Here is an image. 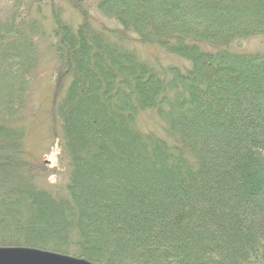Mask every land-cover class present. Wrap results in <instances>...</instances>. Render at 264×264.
<instances>
[{
  "label": "trees",
  "instance_id": "1",
  "mask_svg": "<svg viewBox=\"0 0 264 264\" xmlns=\"http://www.w3.org/2000/svg\"><path fill=\"white\" fill-rule=\"evenodd\" d=\"M84 1L0 7V249L93 264H264V52L232 49L264 35V0H94L114 29L93 24ZM132 35L187 65L147 62ZM49 36L67 159L57 194L25 151ZM148 111L164 138L138 128Z\"/></svg>",
  "mask_w": 264,
  "mask_h": 264
},
{
  "label": "rangeland",
  "instance_id": "2",
  "mask_svg": "<svg viewBox=\"0 0 264 264\" xmlns=\"http://www.w3.org/2000/svg\"><path fill=\"white\" fill-rule=\"evenodd\" d=\"M83 5L86 6L89 17L96 26L110 29L117 27L116 22L106 19L97 12L94 0H85ZM62 6L64 16L70 22H77L80 19L78 13L66 3ZM0 7H5L4 0H0ZM41 11L45 23L50 25V6L41 5ZM130 39V46L147 62L161 65H187L184 60L165 54L159 47L138 43L134 35L130 36ZM54 42L49 36L48 41L42 45L37 76L30 89L25 118V151L28 161L36 171L38 182L57 194V192L61 193L67 180V159L62 151L59 123L52 113L59 75L58 62L51 46ZM232 49L243 53L264 52V35L234 43ZM137 126L143 132H152L162 138L165 137L161 123L152 112L142 113L138 118Z\"/></svg>",
  "mask_w": 264,
  "mask_h": 264
},
{
  "label": "water",
  "instance_id": "3",
  "mask_svg": "<svg viewBox=\"0 0 264 264\" xmlns=\"http://www.w3.org/2000/svg\"><path fill=\"white\" fill-rule=\"evenodd\" d=\"M0 264H93L84 259L31 249H0Z\"/></svg>",
  "mask_w": 264,
  "mask_h": 264
}]
</instances>
